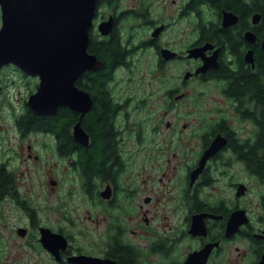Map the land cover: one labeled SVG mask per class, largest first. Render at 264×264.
I'll return each instance as SVG.
<instances>
[{
    "label": "flooded vegetation",
    "instance_id": "flooded-vegetation-1",
    "mask_svg": "<svg viewBox=\"0 0 264 264\" xmlns=\"http://www.w3.org/2000/svg\"><path fill=\"white\" fill-rule=\"evenodd\" d=\"M263 34L257 0H95L87 51L101 65L74 81L84 111L34 112L39 75L1 64L0 264H259L263 104L235 81L260 71ZM112 39L123 50L102 84L112 151L86 170L87 71ZM61 107L76 115L67 149L41 121Z\"/></svg>",
    "mask_w": 264,
    "mask_h": 264
},
{
    "label": "water",
    "instance_id": "water-1",
    "mask_svg": "<svg viewBox=\"0 0 264 264\" xmlns=\"http://www.w3.org/2000/svg\"><path fill=\"white\" fill-rule=\"evenodd\" d=\"M94 4L95 0H0V65L13 63L39 75L37 91L28 100L34 112H53L61 104L88 108L89 96L74 81L84 69L101 65L87 51ZM44 237L45 233L41 240L46 244ZM259 264H264V255Z\"/></svg>",
    "mask_w": 264,
    "mask_h": 264
},
{
    "label": "trees",
    "instance_id": "trees-1",
    "mask_svg": "<svg viewBox=\"0 0 264 264\" xmlns=\"http://www.w3.org/2000/svg\"><path fill=\"white\" fill-rule=\"evenodd\" d=\"M230 3V0H227ZM257 10L262 14L264 23V0H257ZM94 51L98 57L102 59V68L97 71H87L88 82L91 85L89 89L95 99L94 105L88 110L84 116V123L92 130L94 135V143L88 149H80V162L83 169L100 170L106 163V157L112 148H109V124L108 114L111 106L106 93H104L102 84L105 79L110 76L111 69L115 62L121 59L123 50L118 46L116 39H112L106 43H102L99 47L93 46ZM259 72L255 74L244 70L240 76V83L235 81L236 87L251 88L254 87L258 93V98L263 104L264 115V87L260 85L259 74L264 71V55L258 52L257 55ZM234 85V86H235ZM75 113L67 107L59 108L54 115L48 116L41 121L46 122L59 136L60 142L64 148H69L71 143H68V136L66 132L67 125L75 119ZM28 120V118H27ZM9 182V176L0 170V189L3 190L4 183ZM118 256L125 258L127 252L118 249Z\"/></svg>",
    "mask_w": 264,
    "mask_h": 264
}]
</instances>
